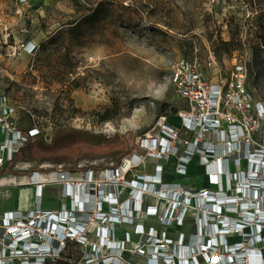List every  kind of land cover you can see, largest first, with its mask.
I'll return each instance as SVG.
<instances>
[{"label":"rangeland","instance_id":"374dc122","mask_svg":"<svg viewBox=\"0 0 264 264\" xmlns=\"http://www.w3.org/2000/svg\"><path fill=\"white\" fill-rule=\"evenodd\" d=\"M95 9L99 19L86 22ZM263 34L264 0H0V96L10 100L18 117L22 112L30 113L47 141L57 125L107 137L137 135L134 150L121 159L122 163L131 154L141 153L136 139L153 125L161 103L180 106L170 77L178 60H195L212 80L222 70L242 64L249 91L264 106ZM254 52L261 58L250 76ZM24 145L0 166V172L8 168L2 176L21 177V183L30 182L38 172L43 184L52 187L43 195V209L58 204L54 189L64 193L63 182L55 177L58 171H67L69 177L79 180L84 171L92 169L95 177L102 178L107 169L116 167L113 165L119 157L106 143L77 141L55 149L32 150ZM173 159L171 155L164 161L163 178L181 176L173 169ZM140 170L133 168L126 179L137 178ZM194 181L201 179L195 177ZM121 189V195L115 194L119 203L130 197L128 188ZM71 200L62 194L61 208L69 207ZM97 200L103 202V210L111 208L102 196ZM143 200L156 203L152 194H145ZM27 201L34 207L31 192ZM129 204L132 208V202ZM158 205L160 209L167 207L164 202ZM9 208L21 209L16 207V194L0 198V212ZM189 214L177 223L172 218L161 221L160 216L135 213L126 223L133 226V239L118 231L122 224H114L115 239L124 240V248L130 251L122 254L125 263L146 264L148 259L147 252L137 253L134 247L144 236L133 234L137 223L144 225L145 232L152 226L153 235L164 233L170 239L165 242L170 256L183 245H195L191 239L202 236L201 221L196 212ZM92 224L89 243H96L101 256L107 252L95 233L101 224ZM104 225L110 226V222ZM255 247L253 250L264 257V246ZM80 249L82 255L89 251L83 244ZM243 263H248L246 258Z\"/></svg>","mask_w":264,"mask_h":264},{"label":"built area","instance_id":"2783aa9c","mask_svg":"<svg viewBox=\"0 0 264 264\" xmlns=\"http://www.w3.org/2000/svg\"><path fill=\"white\" fill-rule=\"evenodd\" d=\"M170 77L180 102L175 114L179 124H172L166 115L157 117L136 139L141 153L135 152L107 169L102 178L95 177L92 169L84 171L79 180L69 177L67 171H58L55 177L63 182L62 194L73 204L58 212L41 207L43 182L37 183L33 208L0 213V264L54 260L66 239L89 247L82 255V264H126L122 254L130 251L124 248V240L115 239L114 224L127 223L138 212L179 223L193 211L201 221L202 236H192L197 246L190 242L178 248L176 262L175 256L169 255L165 242L170 239L164 233L153 235L152 226L145 232L143 224L135 225L133 234L144 236L134 247L137 253L147 252L146 264H244V258L247 264H264L262 253L253 250L258 244L264 246V106L254 100L247 87L245 67L236 64L212 80L195 60L181 59L174 63ZM17 118L10 100L0 96V166L38 133L37 128L18 130ZM171 155H180L185 163L211 167L208 180L214 188L190 191L179 182L164 184L156 174L161 165H156L154 175L139 171L137 178L126 179L130 170L146 160L160 161ZM185 167L181 163L177 172L183 174ZM121 188H128L130 197L119 203L115 194L121 195ZM145 194H152L156 203L144 201ZM99 196L109 210H103ZM161 202L167 207L160 209ZM197 205L200 207L195 208ZM216 219L218 222H212ZM93 222L101 224L95 228L99 244L107 250L101 256L96 243H89ZM106 222L110 226H105Z\"/></svg>","mask_w":264,"mask_h":264},{"label":"trees","instance_id":"16d2710c","mask_svg":"<svg viewBox=\"0 0 264 264\" xmlns=\"http://www.w3.org/2000/svg\"><path fill=\"white\" fill-rule=\"evenodd\" d=\"M92 11L86 18V22H94L99 19V15ZM262 45H264V34L262 35ZM260 56L257 52H254L253 59L249 68V75L253 73V69L257 68L260 64ZM177 113V107L173 106L170 103L163 102L159 105L158 115H175ZM16 126L18 130L27 132L30 129L36 128L34 125V119L31 114L28 112H22L20 117L17 118ZM146 132L145 130H143ZM143 132V133H144ZM137 135L132 133L124 134H115L112 137H107L101 133H92L86 129H78L72 126L66 125H57L52 130L49 141L44 138L43 133L39 131L33 136L29 137L24 145V148L28 147L29 149L35 148H48L55 149L66 143H73L77 141H84L87 143H106L111 146L114 151V154H118L119 157L116 159V163L113 166H117L121 163V159L129 155L135 148L134 139ZM22 148L21 151L24 150ZM10 171V170H9ZM8 168H2L0 176L4 173L9 172ZM81 244L75 240L66 239L64 246L59 250L58 257L54 260L47 261L43 264H82L81 258L82 253L80 249Z\"/></svg>","mask_w":264,"mask_h":264},{"label":"crops","instance_id":"0c3cea01","mask_svg":"<svg viewBox=\"0 0 264 264\" xmlns=\"http://www.w3.org/2000/svg\"><path fill=\"white\" fill-rule=\"evenodd\" d=\"M168 120L174 125L179 124V121L175 117V115H169ZM172 156L174 158L172 160V162H174L173 163L174 164L173 165L174 171H177V168L180 166L181 163H184L186 166L185 172L183 174H181V176H179L178 178L171 179L170 177H167V178L162 177L163 170L165 169L164 161L169 159L171 156L165 160H160V161H157L154 159H148L141 166L140 171L147 176H151V175H154L156 173V171H155L156 165H161L162 166L161 171L158 170L156 174H158V176L159 175L161 176L164 184H172L174 182H179V183L186 185L190 191H197L200 188H214V186L210 185L209 180H208V174L211 170V167H205V165L199 164L198 162H197V164L196 163L194 164V161H190L188 163H185L184 158H183V160L179 158L180 155H172ZM224 169H228L227 165H225ZM212 171L215 172L213 167H212ZM34 173H36L34 175V177L36 179L34 180L33 179L34 177H32L31 181L27 182V183L19 182L17 177L11 178V176H6V177L0 176V198H2L4 196L5 197H11L12 195L16 194V207L17 208H21V209L33 208V204L31 205L27 201L29 192H31L32 197H35L36 191H37L36 184L39 182H43L41 175L37 174L38 172H34ZM195 177H198V179L200 178L201 181H194ZM186 178L188 180H185ZM52 186H56V185H52ZM165 186H167V185H165ZM49 189H52V187L50 185H48V184L44 185L43 184V186L41 188L40 202H42V198H43V195L46 192V190L49 191ZM54 192L58 196L57 197L58 204L55 205L56 207H54L52 205L47 206V208L45 210H52V209H60L61 208V206H62V202H61L62 194H61V192H56L55 189H54ZM77 198H78V196H77ZM36 201H37V199H36ZM20 202H21V206L19 207ZM149 204H152V203L149 202ZM13 210H16V209H13V208L4 209L0 213L7 212V211H13ZM120 226H118V231L120 233H121V231H123L125 234H128L131 239H133V237L130 234V232L133 229V226L130 227L125 222H123L122 225H120ZM119 232H118V236H120ZM118 240H120V239H118Z\"/></svg>","mask_w":264,"mask_h":264},{"label":"bare ground","instance_id":"6f19581e","mask_svg":"<svg viewBox=\"0 0 264 264\" xmlns=\"http://www.w3.org/2000/svg\"><path fill=\"white\" fill-rule=\"evenodd\" d=\"M18 179H22L21 177H19ZM34 180L36 179L35 177L33 178Z\"/></svg>","mask_w":264,"mask_h":264},{"label":"flooded vegetation","instance_id":"af4514ba","mask_svg":"<svg viewBox=\"0 0 264 264\" xmlns=\"http://www.w3.org/2000/svg\"><path fill=\"white\" fill-rule=\"evenodd\" d=\"M248 215V214H247ZM249 216V215H248Z\"/></svg>","mask_w":264,"mask_h":264}]
</instances>
